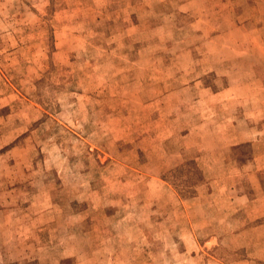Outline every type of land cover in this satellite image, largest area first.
Segmentation results:
<instances>
[{
  "label": "rangeland",
  "instance_id": "obj_1",
  "mask_svg": "<svg viewBox=\"0 0 264 264\" xmlns=\"http://www.w3.org/2000/svg\"><path fill=\"white\" fill-rule=\"evenodd\" d=\"M0 264H264V0H0Z\"/></svg>",
  "mask_w": 264,
  "mask_h": 264
}]
</instances>
